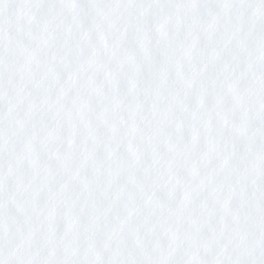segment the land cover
<instances>
[{
    "label": "clouds",
    "instance_id": "9594fccd",
    "mask_svg": "<svg viewBox=\"0 0 264 264\" xmlns=\"http://www.w3.org/2000/svg\"><path fill=\"white\" fill-rule=\"evenodd\" d=\"M37 47L55 57L59 67L75 63L53 86L54 91L63 88L59 100L27 106L26 86L45 67L43 59L28 63ZM177 80L183 97L165 104V119L138 115L133 123L128 118L125 109L152 110V90L162 93ZM0 82V264H36L54 244L62 259L85 262L105 244L104 258L124 264H147L161 250L186 264L197 248L203 251L206 245L211 258L227 244L222 264H264V0H0ZM42 82L43 77L37 79L35 88ZM77 95L73 107L68 97ZM117 103L119 109L109 115L121 128L127 125L124 139L119 145L102 140L94 171L81 170L73 198L88 195L80 186L96 188L90 210L94 226L132 203L137 208L126 217L123 231L95 227L78 246L71 236L61 243L50 235L53 221L43 219L42 206L34 202L39 190L31 186L44 170H23L25 162L14 158L10 163L17 133L9 127L26 132L32 125L38 134L33 121H43L46 108L54 111L55 151L67 156L77 144L88 146L85 138L96 124L90 106L102 111ZM66 107L72 108L71 120ZM112 127L110 121L109 136ZM203 164L217 167L216 183L196 198L198 206L185 219L191 207L184 203L190 190L185 177ZM96 179L102 181L99 188ZM172 185L179 198L165 218L142 228L141 222L158 211L148 207L153 186L160 193ZM142 190L149 193L144 199ZM130 237H138L139 245Z\"/></svg>",
    "mask_w": 264,
    "mask_h": 264
},
{
    "label": "snow or ice",
    "instance_id": "6c2138e0",
    "mask_svg": "<svg viewBox=\"0 0 264 264\" xmlns=\"http://www.w3.org/2000/svg\"><path fill=\"white\" fill-rule=\"evenodd\" d=\"M77 43H79L77 41ZM81 52L83 53V46L81 45ZM115 47V46H114ZM43 59L45 67L40 69V73L36 78L33 79L26 86L25 95L29 97L26 101L27 106L39 103L41 99L44 100L45 104L50 101L59 100L61 98V92L63 88L59 90H53V86L58 80H63L67 73L73 71V65L75 61H70L64 67H59L55 57H47L42 53L41 48L37 47L31 53V57L28 61L29 64L36 62L39 64L40 60ZM59 68V70H58ZM243 75V73H241ZM43 77L42 87L35 88L36 80ZM94 79V74L93 77ZM2 83V82H0ZM214 86L218 88H225L223 82L217 84L213 82ZM247 83V82H246ZM175 87L168 86L162 89V93H157L154 89L152 90V101L154 107L152 110L140 108L139 105L124 111H128V118L135 123L136 117L139 115L142 120H149L155 114H159L161 119L166 118L165 104L171 101L172 104L178 103L184 93V87L180 85V81H175ZM81 87H86V83L81 84ZM104 83L100 82L98 89H103ZM71 88V86H70ZM97 89V90H98ZM2 91V89H0ZM227 91L225 95L227 96ZM78 99L77 96H69L68 100L73 107ZM119 104L105 105L102 106V111L97 109L95 105L90 106V112L96 114V124L92 128L87 137L85 138L87 143L86 149H81L80 145H76V149L70 154L65 155L63 152H56L55 150L59 147V141L57 138V122L56 113L49 111L47 108L44 113L45 119L40 121L36 119L33 124L38 129V134H34L30 129L32 125H29V131L18 132L17 127H9V132H16V140L14 146L9 153L10 163L13 158L19 162L24 161V169L29 172H36L37 169H43V174L36 184L32 185V189H38V193L34 196V202L42 206V218L51 219L53 224L51 226L50 235H55L59 242H63L65 238L71 236L72 243L77 246L82 240L87 239V233L94 230L95 227L104 229V233L108 230L123 231V225L126 222V217L131 213L135 212L137 203H132L125 210L117 211L110 215L106 221H100L95 226L92 224V213L91 208L94 203L92 199L93 193L96 192V188L89 189L87 185L79 187L80 192H88V195L84 199L73 198V192L77 190L78 181L80 180L81 170L88 173L94 171L93 165L99 159L94 153L98 147H100L102 140L107 139L112 143L119 145L124 139V133L127 131V125L121 128L120 125L115 124L114 117L110 116V112H116L119 109ZM4 104L0 101V117H2ZM23 111V107L20 109ZM65 114L68 120L72 119V108L66 107ZM113 122L112 134L107 135L109 122ZM11 123V122H10ZM121 123H124L122 120ZM3 131L4 125L0 124V148L3 147ZM50 138V142H49ZM35 141H44L47 145L44 148H40L38 143ZM29 152L36 153V155H29ZM106 149H101V153L104 154ZM55 153V155H54ZM75 156H80V160L74 159ZM91 161V163H90ZM2 164V160H0ZM22 170V171H23ZM111 169H109V172ZM0 175H2V167H0ZM104 172H100L99 176L103 177ZM217 167L214 165L203 164L194 168L191 172L186 174L187 187L190 190L184 193L185 205H191L187 211L183 214L186 219L190 215L191 211L198 206L199 201L196 200L201 194H206L211 190L212 186L216 183ZM132 180H137L136 177H131ZM96 187L99 188L101 184L100 179L95 181ZM142 183V181H139ZM112 181H108L107 188H111ZM0 188H2V181H0ZM107 191V189H106ZM176 193V186L172 185L167 192H155V186H153V192L151 194L152 203L148 205L151 209L153 205L158 209L155 213L151 214V220H144L141 222V227H147L150 223H154L157 220L165 218V212L172 206V203L179 198ZM118 195L119 190L117 189L112 193ZM2 191H0V198H2ZM149 193L142 190L141 199L147 197ZM88 209L89 211H85ZM103 210V204L97 207L96 216H99L100 211ZM83 216V219H82ZM181 214L177 213L179 219ZM104 233H98L103 235ZM130 239L134 243L139 245L138 237ZM194 239L196 237L194 236ZM227 244L223 245L215 256L208 258L207 246L197 248L191 259L186 261V264H222L224 253L227 250ZM106 245L102 244L100 248L91 252V259L83 261L81 259H73L71 256L66 259H62V254L58 253V246L52 245L47 251L44 252L43 257L36 261V264H124L123 261L106 260L104 258V252ZM63 250H61L62 252ZM135 264V261H133ZM144 264V261H141ZM147 264H178V261L173 258L172 252L160 251L159 256L147 258Z\"/></svg>",
    "mask_w": 264,
    "mask_h": 264
}]
</instances>
